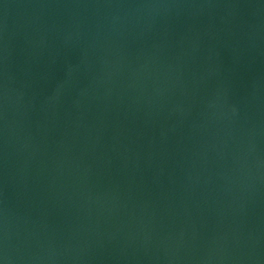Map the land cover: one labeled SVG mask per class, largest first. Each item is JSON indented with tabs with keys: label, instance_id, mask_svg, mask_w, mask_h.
Listing matches in <instances>:
<instances>
[{
	"label": "water",
	"instance_id": "obj_1",
	"mask_svg": "<svg viewBox=\"0 0 264 264\" xmlns=\"http://www.w3.org/2000/svg\"><path fill=\"white\" fill-rule=\"evenodd\" d=\"M0 264H264V0H0Z\"/></svg>",
	"mask_w": 264,
	"mask_h": 264
}]
</instances>
